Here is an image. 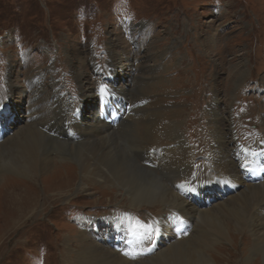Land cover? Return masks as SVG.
I'll return each mask as SVG.
<instances>
[{
    "label": "rangeland",
    "instance_id": "rangeland-1",
    "mask_svg": "<svg viewBox=\"0 0 264 264\" xmlns=\"http://www.w3.org/2000/svg\"><path fill=\"white\" fill-rule=\"evenodd\" d=\"M111 56L113 60L121 59L128 68L115 81L116 86L109 65ZM244 64L247 74L242 78L240 72L234 74L233 67ZM80 75L84 76L83 82L78 79ZM155 77L156 82H161L156 94L171 95L170 100L181 105V129L191 146L193 165L200 177H206L211 169L209 155L214 150L216 124L208 114L216 91L223 112L221 126L228 143L234 141L252 147L264 141V0H0V115L4 107L11 105L13 119L3 125L5 128L11 125V136L27 123H33V114L49 119L46 111L58 101L54 98L57 92L64 99L63 121H74L68 113L72 107L81 112L80 119L85 124H92L97 114L101 121L117 128L121 121L115 117L130 114L132 105L121 95L113 97L114 93L105 90L102 83L110 81L114 91L116 87L137 86L140 78ZM239 77L242 79L237 82ZM11 82L16 85L12 93ZM136 94L150 101L138 109L139 115L140 111L148 113L144 117L140 115L138 121L152 117L153 94L144 97L145 90ZM99 100L115 103L116 107L98 112ZM38 110L40 113L35 114ZM165 139L157 144H173ZM122 145L126 148L128 144ZM231 146L229 153L234 150ZM145 153V150L140 152ZM53 155L54 176L57 173L60 178L70 176L72 186L78 189L62 200L38 192L40 186L34 189L13 175L9 177V172L0 176V185L3 184L0 264L78 263L68 255L66 247L71 244L78 249L82 245L77 233L81 217L97 221L114 212L132 214L146 222L152 220V215H166L163 205L156 209L151 204L131 207L129 193L123 190L101 185L79 189L80 174L73 159H61L57 152ZM167 159L182 169H167L164 164ZM137 161L145 167L144 162ZM160 164L162 171L156 173L165 176L166 184L177 174L170 186L186 173L183 163L169 153H163ZM239 171L244 175L243 169ZM10 189L14 193L26 190L37 194L41 207L21 218V226L1 239L6 231L7 207L11 204ZM216 196L224 199L226 194L221 192ZM104 227L101 230L109 237L118 231ZM91 234H98L93 226ZM233 237L232 245L221 243L211 252L214 261L259 264L256 258L245 257L249 249H254L249 248L253 243L250 232L244 230ZM154 244L155 241L150 243ZM111 247L124 256L115 246Z\"/></svg>",
    "mask_w": 264,
    "mask_h": 264
},
{
    "label": "bare ground",
    "instance_id": "bare-ground-1",
    "mask_svg": "<svg viewBox=\"0 0 264 264\" xmlns=\"http://www.w3.org/2000/svg\"><path fill=\"white\" fill-rule=\"evenodd\" d=\"M112 58L114 57L111 56L109 65L113 68L111 74L116 86L115 81L119 76L126 74L128 68L127 65H122L121 59ZM233 68L234 74L240 72L242 78L246 76L245 64ZM100 72L107 75L102 69ZM83 77L80 75L78 79L83 82ZM242 78L239 77L237 82ZM155 79L156 77L140 78L137 86L129 89L116 87L114 91L110 81L105 80L102 83L105 90L114 93L113 97L121 95L132 105L130 114L124 118L121 116L122 120L117 128H111L106 122L101 121L97 114L92 124H85L86 121L80 119L81 112L72 107H69L68 113L73 116L74 121H63L62 119L66 117L64 99L61 97L62 94L56 91L54 98L57 97L58 101H54V105H50L46 111L50 114L49 119L33 114V121L31 120L33 123H27L11 136V125L6 128L3 125L13 119V110H10L11 105L4 107L0 115V176L4 172H9V177L15 176L24 183L32 185L34 189L40 186L38 192L43 194L47 192L55 196L54 198L60 199L77 188L75 185L72 186L70 176L60 178V173L54 176L56 171L53 170L52 160L53 154L57 152L61 159H73L78 167L79 189L93 185L112 187L129 193L128 202L131 207L138 208L150 204L155 209L162 205L165 207L166 215L160 214L158 217L152 215V220L146 222H142L132 214L114 212L109 217L97 221L79 218L77 233L80 234L82 245L77 247L78 249L71 244L66 247L68 255L76 258L78 262L76 264H217L211 252L221 243L232 245L233 236L244 230H248L253 239L249 248H254L249 249L245 257L256 258L255 260L258 261L255 262L264 264V172L258 173L263 181L257 183L256 179L248 182L246 175L239 171L244 170L248 163L264 162V141L252 147L241 146L237 142L234 144V141L232 144L230 141L228 143L225 130L223 131L221 126L223 112L216 91L209 105V114L207 113L211 117V122L216 124L214 150L209 155L211 169L206 177H200L197 167L193 165L191 146L181 129L179 121L183 112L180 109L181 105L170 100L171 95L156 94L159 89L158 84L161 82H156ZM153 81L156 83H151ZM9 87L12 93L16 85L11 82ZM142 90L146 92L144 97L153 94L152 105L155 107L151 109L152 117L138 121L140 115L144 117L148 114L140 111L139 115L138 109L141 110L150 104L149 98H138L140 94L136 93ZM159 105H165L167 108L164 109ZM39 110L35 114L40 113ZM91 117L93 118V115ZM70 129H74L73 132H70ZM162 136L171 140L173 144L158 145L161 139L166 140L160 138ZM125 143L128 144L126 148L122 145ZM230 145L234 150L229 153ZM144 150L146 153L140 154ZM164 152L181 161L186 167V173H183L181 179L171 186L169 184L177 177L176 173L172 179H169L168 184L164 182L167 179L163 180L164 175L159 176L156 173V170L162 171L160 159ZM231 153L233 156L229 155ZM138 159L144 162L145 167L138 163ZM164 164L167 169H172L171 171L182 169V166L170 159L165 160ZM55 185L57 186L54 187ZM2 186L3 184L0 185V189L3 188ZM227 189H231L233 193L224 199L219 197L221 200L217 198L210 208H206L209 191L224 192ZM9 191L11 204L7 207V218L4 217L7 220L4 226L6 231L1 239L8 232L18 229L21 226V218L40 206V196L35 193L29 194L26 190L21 192L15 190L18 193H14L12 189ZM195 191H198L196 195H199V199H205L204 202L194 203L188 199ZM181 220L187 221L193 230L187 236L177 238L174 231ZM104 225L109 226L110 231L140 233L144 235L146 244L156 241L158 253L147 258L122 257L107 244L106 239L111 237L101 230L105 228ZM92 226L97 230V236L91 234ZM243 255L242 251V257ZM243 260L242 258L241 262Z\"/></svg>",
    "mask_w": 264,
    "mask_h": 264
},
{
    "label": "snow or ice",
    "instance_id": "snow-or-ice-1",
    "mask_svg": "<svg viewBox=\"0 0 264 264\" xmlns=\"http://www.w3.org/2000/svg\"><path fill=\"white\" fill-rule=\"evenodd\" d=\"M124 254L130 256V258H132V259L136 258L135 254H132V253H129V252H125Z\"/></svg>",
    "mask_w": 264,
    "mask_h": 264
}]
</instances>
